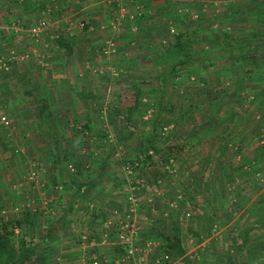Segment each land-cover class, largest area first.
<instances>
[{"label":"rangeland","instance_id":"1","mask_svg":"<svg viewBox=\"0 0 264 264\" xmlns=\"http://www.w3.org/2000/svg\"><path fill=\"white\" fill-rule=\"evenodd\" d=\"M254 1L262 11L257 20L260 34L255 37L264 42V0ZM204 5H208L205 0L191 1L180 26L177 22L169 28L167 25L169 36L162 48L165 51L172 46L176 36L191 39L187 52L197 62L202 60L199 64L180 65L163 83L160 77L173 60L170 51L154 55L147 52L144 62L128 60L131 76L120 72L122 67L118 65L116 71L104 76L105 84L119 86L110 93L116 99L121 97L117 89H124L125 102L137 96L139 120L126 121L125 107L120 113L105 104L97 123L87 128L93 133L80 139L86 153L57 150L62 178L81 179L83 172L76 164H85V171L104 164L108 166L105 182L113 187L115 182H122L113 189L124 205L118 240L122 242L120 229L129 224L136 231L131 243L143 249L127 264L133 260L136 264H225L229 252L246 264H264V62H260L264 59L245 61L241 54L236 56L237 50L231 55L225 53L223 46L228 49L231 43L240 45L234 38L241 34L240 29L236 33L228 29L227 35L225 28L213 27L219 25L217 17L213 10L205 13ZM220 12L218 17L222 18ZM4 13L0 11V23ZM5 14L12 18L11 12ZM175 14L172 17L176 18ZM223 20H219L221 24ZM207 39L219 42L217 52L222 58L206 44ZM198 52L202 53L196 57L194 53ZM3 115L10 121L8 125L2 123ZM0 126L4 127L8 150L13 151L8 166L20 169L8 183H39L38 163L29 153V140L21 136L12 141L16 129L7 112H0ZM127 162L137 166L127 172L123 168ZM2 210L7 212L0 207L1 215L5 214ZM255 221L261 224L250 231L244 243L242 231ZM166 235L178 236L183 255L163 252ZM121 252L122 248L119 255Z\"/></svg>","mask_w":264,"mask_h":264},{"label":"crops","instance_id":"2","mask_svg":"<svg viewBox=\"0 0 264 264\" xmlns=\"http://www.w3.org/2000/svg\"><path fill=\"white\" fill-rule=\"evenodd\" d=\"M191 1L199 2L120 0L114 5L108 0H0V11L12 16L4 13L5 23L2 19L0 23V59L9 63L7 70H0V112H7L15 124L12 141L21 136L29 140V153L38 163L39 183H8L20 169L8 166L13 151L8 150L4 127L0 126V207L7 210L0 214V232L3 223L15 224L14 256L29 253L22 264H88L94 258L100 264H118L120 249L125 247L118 240L124 205L113 189L122 182H115V187L105 182L108 166L104 164H96L89 171L83 169L85 164H76L83 172L79 182L62 178L57 150L86 153L80 139L93 133L87 128L97 123L105 104L120 113L125 107L126 121L139 120L137 96L125 102L124 89L107 86L104 76L118 65L120 72L131 76L128 60L142 62L147 52L162 54L169 36L167 25L169 28L177 22L180 26ZM205 1L208 5L203 11L208 14L213 10L219 23L213 27L225 28L227 35L229 30L236 33L240 29L241 34L234 36L240 45L223 46L225 53L231 55L237 50L236 56L241 54L245 61L264 59V42L255 37L260 34L257 20L262 11L254 0ZM219 11L225 18L223 24ZM207 43L214 53L220 50L218 41L207 39ZM110 44L114 51L104 53L103 48ZM194 54L199 57V52ZM223 56L228 61V56ZM115 86L121 93L117 99L110 95ZM136 89L138 95L140 89ZM84 235L90 239L84 240ZM131 264H136L135 260Z\"/></svg>","mask_w":264,"mask_h":264},{"label":"trees","instance_id":"3","mask_svg":"<svg viewBox=\"0 0 264 264\" xmlns=\"http://www.w3.org/2000/svg\"><path fill=\"white\" fill-rule=\"evenodd\" d=\"M190 38V37H189ZM192 43L191 39L182 40L181 36L175 37V42L167 50L172 54L170 66L166 69L167 71L160 77V81L163 83L165 78L169 75H173V72L180 66L186 63H196L199 64L202 60L197 62L191 54L187 52V47ZM173 50V51H172ZM176 50V51H175ZM168 52V53H170ZM201 52H199V55ZM198 55H196L197 57ZM200 59V58H199ZM11 224L3 223L2 231L0 232V264H22L25 259L29 256V253H26L22 257L19 255L17 258L14 256V243L15 238L13 237L12 228L15 226L14 223ZM261 224V221H255L249 224L242 231V240L247 242L249 240V233L252 229L257 228ZM166 243L163 245V252L181 256L185 253L183 246L181 245L180 239L178 236L171 238L170 236H164ZM21 246V245H20ZM28 252V250H27ZM225 264H246L245 262L239 261L233 257V253L229 252L226 258Z\"/></svg>","mask_w":264,"mask_h":264},{"label":"built area","instance_id":"4","mask_svg":"<svg viewBox=\"0 0 264 264\" xmlns=\"http://www.w3.org/2000/svg\"><path fill=\"white\" fill-rule=\"evenodd\" d=\"M111 2V4L118 5L120 3V0H108ZM33 33L37 34V29L32 30ZM114 51V46L113 44L107 45L106 48H103L104 53H109ZM0 67L7 68V64L4 61L0 62ZM1 121L4 125H8L10 123L9 119L6 116H1ZM135 166H137V163H130L127 162L123 168L127 172H130ZM73 169V167H72ZM130 202L132 200V197L129 196ZM4 213L5 211L2 210ZM127 227V228H125ZM125 227H122L119 231V238L122 240V243L125 244V247L123 249V252L120 253L119 258H118V263L119 264H127L130 259H132L135 256L136 252H140L141 248H138L135 246L131 241L133 240V236H135L136 231L134 228H131L130 225L126 224ZM84 240H89V236L84 235L83 236ZM88 264H100L97 258H94L91 260Z\"/></svg>","mask_w":264,"mask_h":264}]
</instances>
